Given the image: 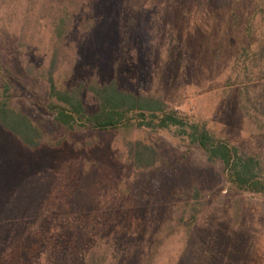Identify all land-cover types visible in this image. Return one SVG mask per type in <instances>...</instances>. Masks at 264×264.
Returning a JSON list of instances; mask_svg holds the SVG:
<instances>
[{"label": "rangeland", "instance_id": "1", "mask_svg": "<svg viewBox=\"0 0 264 264\" xmlns=\"http://www.w3.org/2000/svg\"><path fill=\"white\" fill-rule=\"evenodd\" d=\"M141 3L145 1L134 5L139 12H126L122 25L129 22L118 36V21L107 9L88 69H120L126 87L161 97L168 111L201 121L242 152L259 155L264 171V133L248 125L237 110L235 94L224 84L237 49L234 29L243 17L230 16L224 7L217 12L204 8L202 0ZM126 42L128 48L115 64L111 46ZM4 83L11 87L8 94L41 121L52 143L63 139L53 127V115L40 106L47 101L42 86L8 67L0 71V90ZM7 123L14 120L8 117ZM130 139L159 151L155 168L133 169L123 152ZM88 143L87 135L75 134L57 149L30 152L0 129V199L7 202L0 217L27 222L43 218L38 226H18L40 230L47 258L53 255L50 248L60 244L55 246L59 261L67 264L66 248L79 233L98 230L103 235L114 228L122 232L117 240L134 250L130 264H264V197L233 190L221 164L208 163L180 128L135 129ZM114 218L117 227L111 223ZM20 248L0 257V264H15ZM154 248L157 253L144 260Z\"/></svg>", "mask_w": 264, "mask_h": 264}, {"label": "trees", "instance_id": "2", "mask_svg": "<svg viewBox=\"0 0 264 264\" xmlns=\"http://www.w3.org/2000/svg\"><path fill=\"white\" fill-rule=\"evenodd\" d=\"M137 1L132 4L131 0H0V71L8 67L9 72H14L17 68L26 79L42 86L47 101L40 106L53 115V127L61 130L63 139H54L53 143L48 139L41 121H35L8 94V83L0 90V129L24 149L35 152L44 147L57 149L75 134L87 135L88 144H92L106 135L176 126L190 144L203 151L208 163L221 164L223 176L233 190L264 197V171L259 155L242 152L201 121L187 120L168 111L161 97L126 87L121 80L125 72L120 69L104 73L88 69L92 66L88 57H92L107 9L110 7V17L118 21L114 26L118 36L129 22L122 25L126 12H139L134 6ZM144 1L140 5H152L153 0ZM202 6L215 12L224 7L230 16L243 17L234 29L237 49L224 84L229 86L231 95L235 94L237 110L248 125L264 133V0H202ZM129 16L133 21L134 15ZM167 32L174 38L171 30ZM127 43L111 46L110 57L115 64L122 60L119 53L128 48ZM8 117L14 123L8 124ZM124 143L123 152L134 170L149 171L158 164L159 151L152 145L140 139ZM6 203L0 199L1 208ZM14 218L0 217V257L11 256L10 250L22 246L15 264H61L60 250L55 247L60 244L50 248L53 255L47 258L43 255L44 235L40 230H21L18 226H38L43 218L28 222ZM116 222V218L111 220L114 227ZM10 224L18 227H6ZM97 231L79 233L75 245L66 248L67 264H130L134 250L117 240L122 232L113 228L102 235ZM148 252L144 260H150L157 249Z\"/></svg>", "mask_w": 264, "mask_h": 264}]
</instances>
